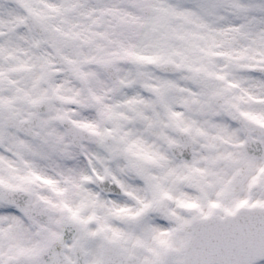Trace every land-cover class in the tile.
<instances>
[{
  "label": "snow or ice",
  "instance_id": "snow-or-ice-1",
  "mask_svg": "<svg viewBox=\"0 0 264 264\" xmlns=\"http://www.w3.org/2000/svg\"><path fill=\"white\" fill-rule=\"evenodd\" d=\"M0 264H264V0H0Z\"/></svg>",
  "mask_w": 264,
  "mask_h": 264
}]
</instances>
